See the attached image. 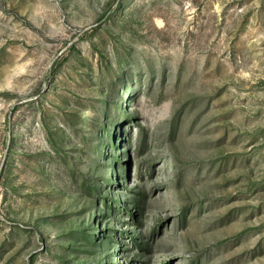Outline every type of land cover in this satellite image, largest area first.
<instances>
[{
    "label": "rangeland",
    "instance_id": "1",
    "mask_svg": "<svg viewBox=\"0 0 264 264\" xmlns=\"http://www.w3.org/2000/svg\"><path fill=\"white\" fill-rule=\"evenodd\" d=\"M0 264H264V0H0Z\"/></svg>",
    "mask_w": 264,
    "mask_h": 264
}]
</instances>
